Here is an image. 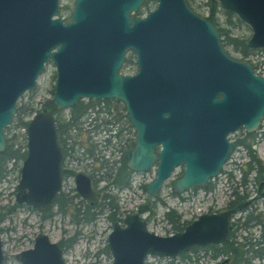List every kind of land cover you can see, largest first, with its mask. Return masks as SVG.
<instances>
[{"label":"water","instance_id":"95a60500","mask_svg":"<svg viewBox=\"0 0 264 264\" xmlns=\"http://www.w3.org/2000/svg\"><path fill=\"white\" fill-rule=\"evenodd\" d=\"M155 1L145 16L135 17L144 0H75L70 21H65L58 16L59 0H0V153L19 99L35 89L51 60L56 110L84 97L124 103L137 131V143L125 155L127 167L146 171L158 161L156 175L146 184L148 200L182 163L185 171L173 182L175 192L206 186L230 152L228 130L250 133L261 124L264 76L228 53L216 26L186 0ZM210 1L251 26L249 46L264 48V0ZM126 50L137 57L135 75L118 73ZM23 130L27 155L15 199L48 211L62 184L55 117L42 107ZM157 144L162 146L159 155L154 153ZM75 182L82 197L96 198L88 177L77 173ZM262 189L264 180L258 185ZM233 215L231 210L201 214L183 232L166 236L149 231L138 215H127L107 238L111 264H145L148 257L170 258L220 244ZM17 257L22 264H64L62 250L45 233H38L34 245Z\"/></svg>","mask_w":264,"mask_h":264},{"label":"flooded vegetation","instance_id":"af4514ba","mask_svg":"<svg viewBox=\"0 0 264 264\" xmlns=\"http://www.w3.org/2000/svg\"><path fill=\"white\" fill-rule=\"evenodd\" d=\"M71 1H72L71 3V11H72L75 0H71ZM208 1L214 2V1L207 0V2L205 3L207 14L205 15V14L196 12L191 7L190 3L186 0L189 7L195 13L199 14L202 17H206V18H208V16L210 15V5L208 4ZM61 2L62 0H59V14H58L59 17H62L61 11L63 9H67L68 7H70V6H67V7L62 6ZM145 2L146 0H144V3L141 5L140 9L136 13H134L133 16L143 17L156 6V1L154 0V3H155L154 7L152 9L147 8L145 10L144 9L146 7ZM222 9L226 10L224 8ZM226 11H229V10H226ZM229 12L233 14L231 18L232 23H229V24H227L226 22V15L224 14L225 12H222L220 8L216 10L215 16L216 18H220L221 16H223L224 23L226 24L229 32L231 31L232 28L234 29V28H237L238 25H243L247 27L251 31V34H252V28L249 24H246L243 21H241L237 17V15L233 13L232 11H229ZM70 13H69V16H67L66 18L63 17L65 21H70ZM210 21L216 26L217 31L219 33V30H218V28L220 27L219 24H215L212 20ZM229 22H230V18H229ZM251 34L249 38L251 37ZM230 35L232 37H236L232 34ZM219 36H220V33H219ZM236 38H240V37H236ZM249 38L247 39L240 38L244 40L245 44L249 47L248 54L245 57H242V55L239 53H238L240 55L239 57L233 56L231 54L232 51H230L224 46L223 47L233 57L242 59L243 61L250 64L254 73L264 76V48H260V47L253 48L249 46L248 45ZM258 56H260L262 61L254 62L252 58L258 57ZM48 65L53 66V69H54L53 75H54V80L56 81L55 65L51 60H48L45 63L43 72L37 79L36 87L38 85V81L40 77L43 75ZM137 72H138L137 57L133 51L126 50L122 65L120 66L118 73L119 75L131 76V75H135ZM34 90L35 89L28 91V92L32 93ZM52 93L54 94V86L52 89ZM221 98H222L221 95L218 94V99H221ZM49 100H52L53 102V98ZM49 100H46V101H49ZM44 103L42 107L49 108V110L53 113L55 117L57 140H58L59 146L63 154L62 163H61V167H62L61 188L58 191V193L55 195L52 201L51 209L47 211L49 212L48 216H45L43 212H40L37 209L26 205L25 203L18 202L16 199H15V202L9 208H7L6 214L0 217V240H1V250H2V255H3V260L1 264H6L7 261H12L14 264H22V262L17 257V254L25 249L31 248L34 245L35 238L38 233H45V232L36 233L31 240L30 246H27L25 248H23V240L27 239V235L21 234L20 236L16 235L15 237L10 235L11 241L15 249H13V251H10V255H5V250L3 246L4 243L2 240V233L5 232L6 230V232H13V234L15 235L16 227H14L13 224H11L10 226L1 227V224L3 223L5 219H10V217H8L7 215H9L10 213H17V211L20 209H26V210H30V211L38 213V215L40 216V219L43 221L44 220L46 221L47 219H52L56 215H59L62 217L67 215L69 217V223L74 225V227L76 228L74 233L69 234L68 230L64 228L62 230V235L56 241H54L57 243L58 247L62 250V258H63L64 264H68L66 255L69 254L73 245L76 244L78 238L82 235L81 234L82 232L77 230V227H82L83 229L85 226H90L91 228L90 235L81 236L80 239L81 238L83 239L84 237L85 239L89 237L94 238L97 236V233L105 231L104 233L106 235V244L103 249H100L99 251L95 252V255L98 256L100 252L101 253L104 252L105 254L109 256L112 262V257H111V254L109 252L108 245H107V238L115 223H119L120 225L123 226L124 219L127 215H138L140 219L145 222L147 229L151 231L148 228V225L151 219L155 216L156 208L159 205L158 203L165 206V202L159 198V193L161 192L165 184L169 186L170 195L177 197L178 201H184L189 196V195H184L185 193H188V192L192 193L198 189H203L204 191H208V192L214 191L213 189L216 186L215 181L218 180L217 177L221 176L222 174L226 176L228 175L229 178L233 177L232 172L226 169V165L230 163V161H231V164H234V165L237 164L235 161H232V155H233V152L236 150V148L243 147L248 154L247 148L243 144H238V141H242V142L246 141L247 143H252L255 139L256 132L263 127V122H264V117H263L259 127L255 131L250 132V133L246 132L244 129H239L241 131V134H243V136L238 139L236 138V133L239 130H228L226 134V139L230 146V152L228 154L226 161L223 163L219 173L216 176L209 179L206 186L204 187L199 186V187H194V188L184 190L182 192H175L173 189V182L177 177L181 176L185 171V166L182 163L173 168V170L171 171L170 177L163 183V185L158 190V192L150 200H148L147 192H146V184L156 175V168L158 165V161H155L153 165L146 171H134L127 167L126 161H125V155L135 147L137 143V139H136L137 131L134 128V126L130 123L127 113H126L125 105L122 101L115 100V99L96 100V99H89V98L84 97V98H81L77 103L72 105L70 108L63 109L61 111L56 110L55 107H54L55 110L53 111L51 110L50 107L44 106ZM78 104L81 105V107L83 108V112L81 113V115H77L76 112L72 113V110H71L72 107ZM65 110H67L66 115L63 114V111ZM71 115H73L72 116L73 120H70ZM67 122H71V123L69 125V128L65 129V132H63L62 130H60V125L63 123H67ZM18 137L19 136L17 135L14 138H12V140H8L6 137V146H5V150L3 151V153H5L6 151L12 152L11 150H16V151L19 150V152L17 153H20V155L19 154L7 155L9 159L3 162L4 167H5V172H3L2 176H0V182L8 179L11 172L14 171L15 169L17 170L20 176V170H21L23 161L27 155V150H26L27 147H26L25 133L23 132L22 134V139H23L24 144L18 143L16 141ZM161 149H162L161 144H157L154 147V153L156 155H159ZM3 153H0V154H3ZM240 168L243 171H246V169L243 168V165H241ZM77 173H81L89 178L91 189L96 194V198L94 200L89 201L85 199L77 191L76 182H75ZM242 175L243 173L240 175V179H238V183L241 188L242 186H245L246 188L248 184L247 176H246L244 184L243 183L241 184ZM140 178H142V180H145V183H140L142 181V180L140 181ZM259 179H261L260 182L264 180V172L260 176L258 175L256 176V180H259ZM136 188L137 189L141 188L143 192L145 193L144 202L142 204L141 203L136 204V210L125 209V208H129L128 203L134 202L133 199L136 196V192H137ZM236 189L237 188L234 187L233 190H230L229 200L233 197L234 191ZM14 191L16 195V187ZM263 193H264V189H262L260 192L258 191V187H257L256 194L249 199V200L252 199L251 202L249 203V200L247 198L246 204H252L256 200L260 198H264ZM60 195L64 196V198L67 196L66 199L68 200L69 210L66 214H63L60 211H58V203H55V199L59 197ZM127 196H130V199L125 200ZM225 210L234 211V215L231 221V228L228 233V236H229L234 227L233 219H234L236 212L234 209L228 208L227 205H226ZM77 211H79L80 213L79 216H76L78 218V221H76L75 219V215H77ZM168 211H174L180 215V223L184 224L182 230L174 229V227L171 224V221L168 220L166 216V213ZM221 211H224V210H220V209L213 210L210 207L206 213H201V214L217 213ZM85 213H88L90 215V218H89L90 220H87L86 218L82 219V215ZM199 215L196 218L187 220V219H183L182 214L179 213L174 208H167L162 218V220L166 222L167 224H169L170 226L169 232L166 235L183 232L185 227L188 224L192 223L194 220H196L199 217ZM9 222H11V220H9ZM104 222H107L106 226L102 227L99 225V224L102 225V223ZM158 235H162V234H158ZM166 235H163V236H166ZM247 237L250 239L252 243H255L258 240L256 237H254L253 234H250ZM256 247L258 246L256 245ZM199 249H200L199 247H193L188 252L180 254V256L185 262H188V260L191 259L190 254H194V252ZM204 249L207 250L206 248ZM90 252H91V249L89 248L88 245H86L85 249L82 251L81 254L84 257H86L87 255L90 254ZM149 258H152V257H148L146 259L145 264H148L147 262ZM172 258L174 257L168 258L170 259L168 264H174L173 261L171 260ZM231 258L232 257L224 256L223 259H221L219 258V256H215V254L212 253L209 256L210 262L207 260L205 261V263H201V264H236L235 262L236 260H234L233 258L231 259ZM196 263L198 264V262Z\"/></svg>","mask_w":264,"mask_h":264},{"label":"rangeland","instance_id":"374dc122","mask_svg":"<svg viewBox=\"0 0 264 264\" xmlns=\"http://www.w3.org/2000/svg\"><path fill=\"white\" fill-rule=\"evenodd\" d=\"M191 7L198 13L207 14L205 3L207 0H187ZM71 0H62V6H70L67 9H63L61 11L62 17L69 16L71 11ZM154 1H150L148 6L144 9H152L154 7ZM218 19V24L221 27L227 29L226 24L224 23V18L221 16ZM230 34L240 37V38H249L251 31L243 26L238 25L237 28H232ZM233 56L239 57L240 55L234 52H231ZM252 60L254 62H260L262 59L260 56L253 57ZM54 69L53 66L48 65L46 67L45 72L40 77L38 81V85L32 93L26 92L23 97H21L18 103H26L30 102L31 106L38 111L46 100L53 98L52 89L54 86ZM63 114H67V110L63 111ZM29 115H25L23 120L27 121L29 119ZM14 122L5 130V135L8 140H12V136L17 134L19 137L16 140L18 143H23L22 134L24 132L23 128H15L13 126ZM243 134L239 130L236 133V138H241ZM251 147L255 151V155L257 159L260 160L261 165L264 166V122L263 127L256 132L255 139L251 143ZM250 157L248 156L246 150L243 147H237L236 150L233 152L232 161H235L237 164L228 163L226 165V169L232 172L233 177L229 178V176L222 174L221 176L217 177L216 186L214 187V191L208 192L204 191L203 189L195 190L194 192H188L184 195H189L184 201H178V198L175 196H171L169 192V186L164 185L161 192L159 193V198L165 202V206L159 205L156 208L155 216L149 222L148 228L158 234L166 235L169 232L170 226L166 222L162 220L164 212L167 208H174L179 213L182 214L183 219L191 220L196 218L201 213H206L209 208L211 207L213 210H225L227 202L229 200L230 190H233L234 187L237 188L238 192L246 194L248 200L256 194L258 184L261 179L256 180V172L251 170L248 172L247 180L248 184L239 186L238 179H240V175L243 173V170L240 168L243 165V168L248 171L249 167L246 165ZM244 169V170H245ZM264 172V171H263ZM19 178V174L17 170L11 172L9 178L5 181L0 182V217L5 215L7 212V208H9L15 202V187L17 185V181ZM142 178H140V181ZM219 181V182H218ZM140 183H145V180H142ZM137 189V188H136ZM125 198V197H123ZM130 199V196H127L125 200ZM145 200V193L141 188L137 189L136 196L134 197L133 201L128 203L129 210H136V204H142ZM248 210L253 212L254 215H260L261 218L264 219V198H260L253 202L252 204H248ZM243 213L237 212L234 216L233 222L237 226V230L235 232V236L238 240H242L241 238L243 235H254L257 239L260 238V227L253 226L250 229L247 227L244 229L243 223ZM10 219H5L1 224V227L10 226L13 224L16 227L15 235L13 232H3L2 233V240L4 243V250L5 255H10V251H13L14 245L11 241L10 235L15 237L16 235L20 236L27 235V239L23 240V248L30 246L31 240L34 235L38 232H45L46 235L50 238L51 241H56L61 235L62 230L65 228L68 230L69 234H73L75 231L74 225L69 223V217L66 215L64 217L56 215L52 219H47L46 221L41 220L38 213L20 209L17 213H10L7 215ZM11 220V222H9ZM100 226H106L107 222L99 224ZM239 227V228H238ZM90 226H85L83 229L82 227H77V230L82 232L81 236H89L90 235ZM103 232L97 233V236L94 238H86L85 237L80 239L78 238L76 244L73 245L69 254L66 255L68 264H111V259L107 254L104 252H100L98 256L95 255V252L103 249L106 244V235ZM244 241V240H243ZM88 245L91 249L89 255L84 257L81 253L85 249V246ZM218 245V244H216ZM208 247V246H206ZM206 247H199L200 249L195 251L194 254H190L191 259L188 262H185L181 256H177L172 258L174 264H198L205 263V261H209V256L212 254V251L205 250ZM20 248V247H19ZM22 248V247H21ZM246 256V255H245ZM244 257V255H243ZM219 258L223 259V257L219 256ZM232 259V258H231ZM170 259L168 258H157L152 257L148 259V264H168ZM210 262V261H209ZM208 262V263H209ZM6 264H14L12 261H7ZM240 264V263H239ZM252 264H264V254L261 258L256 257L253 259Z\"/></svg>","mask_w":264,"mask_h":264},{"label":"trees","instance_id":"16d2710c","mask_svg":"<svg viewBox=\"0 0 264 264\" xmlns=\"http://www.w3.org/2000/svg\"><path fill=\"white\" fill-rule=\"evenodd\" d=\"M150 1H152V0H146V2H145L146 6H148ZM208 4L210 5V15L208 16V19L212 20L215 24H218V19L216 18L215 15H216V10L220 8V10L222 12H225L224 14L226 15L227 24L232 23L231 18L233 16V14L231 12L223 10L217 2H209L208 1ZM229 18H230V22H229ZM218 30L220 33V39H221L222 46L226 47L227 49H229L232 52H236V53L241 54L242 57H245L248 54L249 47L245 44L244 40H242L240 38L232 37L230 35L229 30L224 28V27L220 26L218 28ZM44 106L50 107L51 110H53V111L55 110L52 100L46 101V103H44ZM74 107L71 108L72 113L76 112L77 115H81V113L83 112V108L81 107V105L78 104ZM35 111L36 110L31 106L30 102L18 103L17 112H16V115H15L14 120H13V122L15 124H13V126H15V128L20 127V128L24 129L26 126V121L23 120L24 116L25 115L30 116ZM72 116L73 115H71L70 120H73ZM70 123L71 122L61 124L60 130L65 132V129L69 128ZM15 136H17V134H15L12 137H15ZM238 144H243L247 148L248 155L250 157V160L247 163L249 170L243 171V175H242L241 184L242 183L244 184L247 173L249 171L253 170L256 172V174L258 176H260L264 171V166H262L260 160L257 159V157L255 155V151L251 148V145H252L251 143H247L246 141H243V142L238 141ZM11 151L12 152L6 151L5 153L0 154V176H2V173L5 172V167H4L3 162L5 160L9 159V157H7V155H9V154H14V155L19 154L20 155V153H17V152H19V150H17V151L11 150ZM66 197L64 198V196L60 195L59 197H57L55 199V203H58V211H60L63 214H66L69 210V204H68V200L66 199ZM247 198L248 197L246 196V194H244V193L240 194L238 192V190L236 189L234 191L233 197L228 201L227 207L230 209H234L236 213L237 212H239V213L244 212L245 215L242 217L243 218L242 225H243L244 229L246 227L248 229H250L253 226H259L260 227V231H259L260 238L255 243H252L250 241V239L247 237V235H243V237L241 238L242 239L241 241L238 240V238L234 235L235 231L237 230V226L235 225V223H233V225H234L233 230L231 231V234L227 237V239L225 241H223L222 243H220L218 245H209L208 247H206V249L212 251V253H214L215 256L232 257L234 260H236L235 261L236 264H239V263L240 264H252L251 262H252L253 258H255V257L261 258L264 254V219L261 218L260 215H254L253 212H250L248 210V204H246ZM43 213L45 216L49 215V212H47V211L43 212ZM79 215H80V213H79V211H77V215H75L76 221H78V218L76 216H79ZM166 216H167L168 220L171 221V224L175 230H182L184 224L180 223V215L179 214H177L174 211H168L166 213ZM83 218L90 220L89 219L90 215L88 213H85L82 215V219ZM250 234H252V232ZM256 245L258 247H256ZM243 255H244V257H243Z\"/></svg>","mask_w":264,"mask_h":264}]
</instances>
